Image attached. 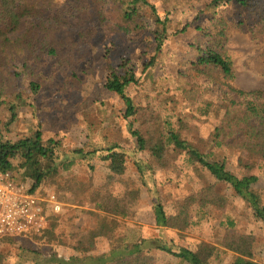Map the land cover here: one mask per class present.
Wrapping results in <instances>:
<instances>
[{"label": "rangeland", "instance_id": "374dc122", "mask_svg": "<svg viewBox=\"0 0 264 264\" xmlns=\"http://www.w3.org/2000/svg\"><path fill=\"white\" fill-rule=\"evenodd\" d=\"M131 1H86L87 7L80 14L83 21L74 25L78 29L87 27L84 42L89 41L85 50L87 58L81 67L88 66V70L80 85L74 86L75 80L67 76L69 72L61 74L53 59L41 70L42 86L38 94L31 92L29 81L23 76L18 78L16 88L4 94V101L0 103V138L16 142L39 128L44 140L59 142L57 154L62 161L68 163L73 159L75 165L70 170H63V162L60 163L58 174L48 179L42 189L43 192H56L64 204L62 214L55 221L53 236L45 240L32 236L0 240L3 264H57L47 261L54 258L53 255L65 259L85 255L83 251H75V247L80 239L98 229L105 219V213L97 207V200H93L94 190L105 186V192L114 196H125L129 191V207L134 214L131 220L114 217L111 229L116 238H125L128 242L145 240L146 247H150L152 240H164L167 246L189 250H196L202 243L210 244L219 251L217 262L230 264L236 254L222 245L223 229L219 225L228 216L235 220L240 234L255 238L254 259L264 264V224L255 218L251 206L225 184L218 186L220 193L230 201L224 215L214 209L197 215L194 210L193 224L183 230L163 227L157 220L158 205L162 206L166 218L173 220L178 213V202L210 184L212 179L205 170L185 162L184 155L173 152L167 156L168 168L158 166L153 172L142 173L136 165L137 160L149 162V156L143 152L136 153L137 141L128 134L123 117L124 103L104 86L109 67L121 73L125 69L120 65L128 62L137 83L126 91L135 104L159 114L163 122H170L175 129L179 128L181 121L184 134H190L188 138L198 144L197 141L208 135L219 122L217 109H211L203 116L205 103L216 97L207 83L217 80V73L210 72L208 77L201 78L196 71H189V62L195 61L197 55L194 46L202 42L201 35L194 28L210 23V9L197 18L211 0H149L162 16L172 11V36L148 69L145 66L156 53L149 9L140 10L144 25L141 31L125 35L119 28L123 24L124 9ZM233 7L229 4L221 9L226 15H233ZM236 18L228 21L226 41L223 39V53L231 58L233 64V85L246 92L264 90V34L238 28ZM187 25L193 30L174 35ZM189 81L203 84L199 95L191 99H187L184 93ZM11 104L17 107V118L9 125ZM142 122L140 118L135 127L143 129ZM114 146L124 152L125 172L122 175L112 174L108 162L100 158L89 159L86 156L82 159L79 154H72L78 149L88 152ZM224 152L228 158V169L241 175L243 170L238 166L237 150ZM14 172L19 176L24 172L19 157L14 160ZM252 173L258 176L253 189L264 202V168H256ZM109 178L114 179L109 181ZM108 250V240L99 239L92 253L100 255ZM151 254L154 264H183L171 254L157 249H152Z\"/></svg>", "mask_w": 264, "mask_h": 264}, {"label": "trees", "instance_id": "16d2710c", "mask_svg": "<svg viewBox=\"0 0 264 264\" xmlns=\"http://www.w3.org/2000/svg\"><path fill=\"white\" fill-rule=\"evenodd\" d=\"M86 1L0 0V103H3L7 90L17 87L18 78L21 76L29 81L31 92L38 94L42 86L41 70L53 59L56 60L61 74L69 72L67 76L75 80V87L83 82L81 78L88 70V66L81 69L85 64V50L89 45V41L84 42L87 27L78 29L74 25L83 21L80 14L87 7ZM129 4L122 14L123 24L119 27L120 31L130 35L144 29L140 12L142 8L149 9L150 20L154 25L152 34L156 53L145 66L148 69L153 66L156 56L164 50L166 42L172 36V11L169 10L162 16L149 0H132ZM229 4L234 6L233 15H226L221 9ZM206 9L211 11L210 23L194 28L201 35L202 42L194 46L197 55L195 61L189 62V71H196L201 78L208 77L210 72L217 73V80L207 83L216 97L205 103L203 116L211 109H217L219 122L208 135L197 141L198 144L188 138L190 134H184L181 121L179 128L175 129L170 122H163L159 114L135 104L126 91L130 85L137 83L134 73L128 68V62L120 65V68L125 69L121 73L109 67L110 72L104 86L107 91L118 95L124 103L123 117L127 122L128 134L137 141L136 153L143 152L149 156V162L137 160L136 165L142 173L153 172L158 166L168 168L167 156L173 152L184 155L185 162L205 170L211 177L210 184L178 202L175 219L168 220L162 206L156 207V218L161 226L178 230L193 224L194 210L197 215L206 214L210 209L225 214L230 201L229 197L218 190L219 184L229 186L237 197L246 201L253 209L255 218L264 224V202L253 189L258 176L252 173L256 168H264V90L246 92L234 87L232 60L223 53L227 23L233 17H237L235 25L238 28L264 34V0H211L197 19L208 12ZM75 20L78 21L74 22ZM191 29L187 25L174 35L187 33ZM87 61L89 63L90 60ZM186 85L188 89L184 90L185 96L191 99L199 95L203 84L189 81ZM204 88L207 89L206 83ZM9 111L11 117L8 122L11 125L16 121L17 107L11 104ZM140 118L144 121L143 129L135 127ZM58 147V141L44 140L39 128L30 136L16 142L0 138V171H14V160L19 157L21 168L24 169L20 178L32 180L33 190H42L47 180L58 174L60 163L63 162V170H70L75 165L73 159L68 163L62 161L57 154ZM230 149L237 150L238 166L243 170L241 175L228 169V158L224 151ZM72 154H79L82 159L86 156L89 159L100 158L108 162L114 175L125 172L124 152L116 146L88 152L78 149ZM112 179L114 178H109V181ZM105 188L107 187L93 192V200H97L98 209L106 215L103 223L90 232V235L80 239L75 247V251H83L85 255L67 259L53 255L54 258H49L47 263L154 264L151 250L157 249L171 254L183 264H219V251L210 244L202 243L196 250H189L167 246L164 240H152L150 247H146L145 240L128 242L125 238H116L111 229L114 217L131 220L134 216L129 207V191L125 192V196H114L105 192ZM58 197L61 200L59 195ZM58 218L59 216L50 215L43 233L34 237L45 240L53 236ZM226 219L219 225L223 229L222 245L236 254L230 264H259L253 255L255 238L240 234L236 230L235 220L228 216ZM99 239L108 240L109 250L94 255L92 252ZM3 263L4 257L0 252V264Z\"/></svg>", "mask_w": 264, "mask_h": 264}, {"label": "built area", "instance_id": "2783aa9c", "mask_svg": "<svg viewBox=\"0 0 264 264\" xmlns=\"http://www.w3.org/2000/svg\"><path fill=\"white\" fill-rule=\"evenodd\" d=\"M63 210L56 192L33 190L32 180L0 171V240L41 235L49 216Z\"/></svg>", "mask_w": 264, "mask_h": 264}, {"label": "crops", "instance_id": "0c3cea01", "mask_svg": "<svg viewBox=\"0 0 264 264\" xmlns=\"http://www.w3.org/2000/svg\"><path fill=\"white\" fill-rule=\"evenodd\" d=\"M14 172V171H13ZM15 173V172H14ZM16 174V173H15Z\"/></svg>", "mask_w": 264, "mask_h": 264}]
</instances>
